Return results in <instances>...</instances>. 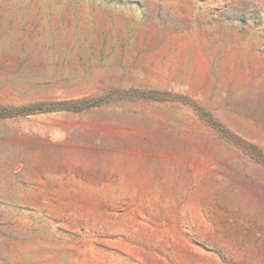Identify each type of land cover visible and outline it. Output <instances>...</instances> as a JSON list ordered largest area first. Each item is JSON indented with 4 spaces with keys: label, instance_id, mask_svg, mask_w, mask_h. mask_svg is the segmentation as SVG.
<instances>
[{
    "label": "rangeland",
    "instance_id": "374dc122",
    "mask_svg": "<svg viewBox=\"0 0 264 264\" xmlns=\"http://www.w3.org/2000/svg\"><path fill=\"white\" fill-rule=\"evenodd\" d=\"M0 264H264V0H0Z\"/></svg>",
    "mask_w": 264,
    "mask_h": 264
},
{
    "label": "trees",
    "instance_id": "16d2710c",
    "mask_svg": "<svg viewBox=\"0 0 264 264\" xmlns=\"http://www.w3.org/2000/svg\"><path fill=\"white\" fill-rule=\"evenodd\" d=\"M39 106H42V105L21 106V107H15V108L3 107L2 110L0 111V115L1 114L2 115H9V113H6L9 110H10V112H14V113L21 112L24 110L31 111V110H34L35 108L39 107Z\"/></svg>",
    "mask_w": 264,
    "mask_h": 264
}]
</instances>
